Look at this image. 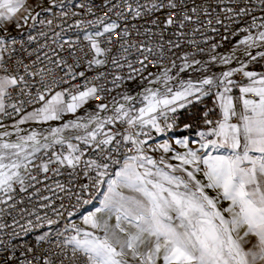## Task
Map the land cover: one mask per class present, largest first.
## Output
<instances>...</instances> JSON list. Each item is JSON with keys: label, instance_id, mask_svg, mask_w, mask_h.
Returning a JSON list of instances; mask_svg holds the SVG:
<instances>
[{"label": "snow or ice", "instance_id": "1", "mask_svg": "<svg viewBox=\"0 0 264 264\" xmlns=\"http://www.w3.org/2000/svg\"><path fill=\"white\" fill-rule=\"evenodd\" d=\"M259 2L264 6V0ZM26 3L27 0H0V29L5 28L8 22L18 23L20 18L27 22L28 17L20 16L22 10L31 16ZM164 7L170 9L165 24L177 25V33L182 36L180 30L186 27L185 22H192L193 14L197 12L194 4L189 7L186 2L169 0L167 5L153 3L151 9L139 5L130 7V11L132 19H140V8L153 11ZM202 10L205 15H210L207 8ZM261 10L264 11V7ZM224 11L232 14L227 17L230 20L252 17L253 24L242 29L249 34L240 43L245 45L247 55L255 60L257 57L248 49L262 46L258 42L264 43V31H259L257 36L250 32L254 27L264 29V16L252 15L253 10L247 4L227 7ZM174 13H182L179 22L173 18ZM257 19L261 20L259 25L254 23ZM98 22L103 25V30L84 37L95 57L111 51L101 46L99 38L120 29V24L115 21L106 24L101 19ZM151 23L160 27L158 19ZM217 23L222 21L217 20ZM131 35L128 28L123 30L125 43L120 44L123 52L135 48L137 52L156 55L144 42H128ZM136 35H141L139 29ZM143 35L154 37L156 33L145 29ZM163 35L161 30L160 36ZM29 39L35 38L30 36ZM11 43L15 44V39ZM169 43L174 48L180 47L178 41ZM158 47L160 57L156 60L157 66L163 57L164 44L161 42ZM6 51L9 53L7 60ZM14 51L8 39L0 35V73H3L0 74V114L4 115H10L5 104V97L11 95L10 90L19 89L20 93L31 95L26 91L28 81L25 75L19 74L20 67L25 74L35 75L29 73L23 60H17L10 70V53ZM258 55L264 58V51ZM187 58L188 54L184 59ZM124 59L126 61L128 56ZM148 59L149 55H144L138 62L147 68L145 61ZM221 59L224 63L229 62L228 57ZM88 63L103 65L105 62L97 58ZM113 63L123 67L119 60ZM128 67L132 68V65ZM244 68L242 65L223 72L220 78L209 76L197 82H181L176 90L168 85L171 77L168 69H164L160 74L163 91L154 87L145 88L137 97L124 95L126 103L114 101L112 114L107 117L97 113L87 120L68 121L42 137L36 132L20 136L22 129L17 128L15 140L0 139V193L6 197L5 204L14 199L16 185L21 191H27L26 180H37L33 170L46 174L53 165L73 171L82 168L91 181L82 185V191L107 186L99 207L84 215L81 224L66 225L64 232L58 234L63 239L52 250V256L57 259H46L44 264H57V261L58 264H264V73L245 71ZM68 71L71 73V65ZM237 72H242L250 83L240 85L232 80ZM116 79L123 80V77ZM128 79L134 77L130 75ZM43 80L44 77L41 78L42 84ZM233 88L239 89V96L231 95ZM213 89L216 90L221 118L209 120L208 112L204 113L205 123L211 127L207 132L199 133V148L190 147L187 137L175 142L185 149L183 152L176 151L168 141L155 146L149 144L153 130L164 134L174 128L178 109L211 95ZM97 91L96 87H88L78 94L69 93L71 102H65L64 92H56L50 99L38 93L42 106L23 115L17 124L30 120H59L65 112H76L89 98L99 99ZM133 101L141 106L137 107ZM236 101H239V108ZM23 103L21 101V105ZM11 107L17 112L24 111L23 107L17 108L15 104ZM99 108L108 110V105L101 104ZM117 123L121 127L113 131L112 126ZM69 128L76 129V134L64 135V130ZM11 135L3 132L0 138ZM73 140L78 143H73ZM89 150L100 159H85ZM157 151L161 152L159 157L149 154ZM165 153L173 155L166 157ZM110 168L115 170L110 171ZM54 170L59 173L60 168ZM77 200L83 204L91 203V198L83 200L78 196ZM225 203L226 207L223 206ZM68 232L73 234L65 236L64 233ZM253 237L255 243L249 248L247 245ZM39 239L43 241L46 236Z\"/></svg>", "mask_w": 264, "mask_h": 264}, {"label": "built area", "instance_id": "2", "mask_svg": "<svg viewBox=\"0 0 264 264\" xmlns=\"http://www.w3.org/2000/svg\"><path fill=\"white\" fill-rule=\"evenodd\" d=\"M168 2L169 0H57L48 5L39 13L31 29L20 36L7 37L9 45L15 49L10 53L11 61L8 64L10 70L15 67L17 60H23L28 66L29 73H35V75L25 74L23 67H20L19 74L25 75L28 81L26 91H30L31 95L22 94L19 89L10 90L11 95L5 97L7 112L10 115L1 114L0 123L2 125L14 123L26 113L38 108L42 104L38 101V93H43L48 99L55 92H64V100L68 102L71 98L69 93L77 94L88 87H96L98 90L97 95L100 98H91L97 108L101 104L108 105V110L99 108L97 111L101 117H107L112 114L114 101L119 103L121 100L120 94H126L136 88L140 90L144 87L143 83L148 84L153 80H157L161 84L159 88L163 90L164 84L160 74L164 69H168L170 77L176 64L186 63L190 61V57L203 52L225 50L234 40L248 35L249 33H245L242 29L253 24L252 17H234L230 20L227 17L232 14L224 11L227 7L236 8L247 4L253 10L252 15L264 16V11L261 10L264 6L259 0H223V3L220 0H179L181 3L186 2L189 7L193 4L197 7L192 22H185L186 27L180 30L183 32L182 36L177 33V25L165 24L170 11L167 7L153 11L140 8L141 18L132 19L130 7L146 5L148 9H151L153 3L167 5ZM203 8H207L210 15H205ZM181 14L174 13L173 18L179 22ZM101 19L106 24L115 21L120 24V29L111 35L106 34L105 37L99 38L103 48L111 49L98 58L105 63L89 65L88 61L93 60L94 56L83 35L91 31H102L103 25L98 22ZM157 19L160 27H155L151 23ZM217 20L222 23H217ZM49 21H51L50 24ZM254 23L259 25L261 20L257 19ZM125 28L132 32L128 42H144L152 47L156 55L137 52L135 48L123 52L120 44L125 43L122 36ZM214 28L216 31H213ZM137 29L141 33L139 36L136 35ZM145 29H151L156 36L143 35ZM161 30L164 33L163 37L160 36ZM261 30L254 27L250 34ZM30 36L35 39L30 40ZM12 39H15V44L11 43ZM169 41H178L180 47L174 48ZM161 42L164 44V52L157 66L156 60L160 57L158 44ZM73 52L75 55H70ZM186 54H188L187 60L184 59ZM144 55H149V59L145 61L147 68L138 62ZM125 56H128L126 61ZM8 57L9 53L6 51L5 59L7 60ZM114 60H119L123 67L114 64ZM129 64L132 68L128 67ZM69 65H71V73L68 71ZM81 72L84 73L83 76L79 75ZM130 75L134 79H128ZM42 77H44L43 84ZM116 77H123V80ZM174 82L175 80L171 78L168 85L172 86ZM238 84L244 85L240 82ZM232 94L239 96V89L233 88ZM215 100L214 95H208V99L199 103L197 108L196 104L199 100H193L185 108L178 109L176 124L181 120H185L184 124L190 126L204 124V113L208 112V115L210 113L208 104L215 103ZM21 101H24L23 105ZM12 104H15L17 108L23 107L24 111H15L11 107ZM85 110L93 112L92 109ZM119 127L121 126L117 123L112 126V129L115 131ZM171 130L168 129L162 135L169 136ZM72 142L78 143L74 140ZM58 149L59 146L56 150ZM89 157L100 159L90 150L85 159ZM44 159L46 160L47 157ZM56 167L60 168L59 173L54 170ZM50 169L52 170L46 174L33 170L37 180H26L27 191H21L20 186L16 185L14 199L7 204L3 203L6 197L0 193V209H2L0 210V264H5L6 261L7 264H44L46 259H57L52 256V250L63 239L58 234L64 232L66 225L80 224L76 217L90 204L79 202L77 197L80 196L83 200L91 198L93 202L99 195L102 186L81 190L82 185L91 183L84 175L82 168L73 171L67 167L53 165ZM112 170L113 168H110V171ZM59 185H63V189ZM49 221L52 223L49 224ZM72 234V232L64 233L65 236ZM41 236H46V239L40 240ZM56 251L59 249L56 248Z\"/></svg>", "mask_w": 264, "mask_h": 264}, {"label": "rangeland", "instance_id": "3", "mask_svg": "<svg viewBox=\"0 0 264 264\" xmlns=\"http://www.w3.org/2000/svg\"><path fill=\"white\" fill-rule=\"evenodd\" d=\"M95 32L96 31L87 32L83 35V37H85L87 34H90V33L94 34ZM244 37L245 36L240 37L238 40H234L233 42H231L225 50H221V51H217V52L214 51L212 53L206 52V54L201 53L197 56L190 57V59H189L190 61H188L186 63L176 64L174 66L171 74H170V77L173 80H175V82L171 86L173 88V90H176L177 88H179L181 82H187L188 80H192L193 82H197L200 79H202L204 77H209V76L220 78L221 74L223 72L230 71V70L235 69V68H240L242 65L245 66L244 69L248 70V69L252 68L253 63H251V62H258V65H260L261 67L264 66V58H262L258 55L259 52L264 51V45L256 48L254 51L251 52L253 56L257 57L255 60H252L251 57L249 55H247V53H245V54L243 53V54L233 56L229 60V63L219 62L218 60H216V57L218 55H221L222 53L229 51L232 48L239 47V45L241 46L242 44L240 43V41L243 40ZM88 43H89V41H88ZM92 53L94 56L93 50H92ZM214 57H215V59H214ZM97 58H99V57L94 56V59H97ZM196 61H199L200 63H196ZM261 62H263V63H261ZM188 65H191V66L189 67ZM238 73L239 72L234 73V75L231 77V79L236 78ZM155 81H157V80H155ZM152 82H154V81H152ZM150 83L151 82L149 81L148 84H150ZM143 84H144V87L141 88L140 90H139V88H136L134 90L127 92L126 94H124V93L120 94V97H122L121 101H122L124 95L137 97L138 93H143L144 89L148 86L147 82H145ZM159 86H161V84H159L158 87ZM121 101H119V103ZM133 103H136V106L140 105L137 101H133ZM94 105L95 104L93 103L92 99L89 98L86 103L81 105L76 110V112H78V113H76L74 115L69 116L68 114H71L73 112H65L63 114V116L61 117V119H59V120H52V121H47V122H37V123H26L24 125H16L17 124V121H16L14 123L7 124L8 126H5L4 128H0V133L8 132L10 130H15L19 127L34 124V125L41 126L42 128L40 129V132L42 134H46V133H49L51 131V129H53L56 124L64 123L71 116H73V117L80 116L83 118V120H87V118L85 117L86 115H89V114L90 115H96L97 111L99 110V107L97 108ZM87 106L91 107L90 109H92L93 112H86V110H82L83 108H85ZM33 110H31V111H33ZM84 113H87V114H84ZM78 114H80V115H78ZM102 117H104V116H102ZM30 121H28V122H30ZM32 122H36V121H32ZM76 132H77L76 129L69 128V129L64 130V135L70 136V135L76 134Z\"/></svg>", "mask_w": 264, "mask_h": 264}, {"label": "crops", "instance_id": "4", "mask_svg": "<svg viewBox=\"0 0 264 264\" xmlns=\"http://www.w3.org/2000/svg\"><path fill=\"white\" fill-rule=\"evenodd\" d=\"M55 1H57V0H27L26 7L31 11V16H29L28 12H24L23 10L20 13L21 17H28L27 22H25V20L23 18H20L18 23L16 21L8 22L5 28L0 29V35H3L7 38L9 36H20V35L24 34L26 31H28L29 29H31L35 25L36 19H37L36 14L40 13L44 8H46L48 5L54 3ZM254 50H252V51H254ZM252 51H250V52H252ZM251 63H253L252 68H250L248 70L244 69L245 71L264 73V66L261 67L260 65H258V62H251ZM261 63H263V62H261ZM232 80L236 81L237 83L240 82L244 85L250 83L248 78L245 77L242 72H239L237 77L232 79ZM215 91L216 90L214 89L213 93L211 95L215 96ZM221 91H222V89H221ZM55 93H53V94H55ZM51 95L49 96V98L51 97ZM231 95H233V94L231 93ZM233 96L237 97L235 95H233ZM215 99H216V96H215ZM70 101H71V98L68 102H70ZM236 104H237V108H239L240 107L239 101H236ZM41 106H42V104L39 107H41ZM139 106H141V105H139ZM90 108L91 107L87 106V107L83 108L82 110L90 109ZM208 108H209V112H210L208 115L209 120L216 121V120H219L221 118L220 109L218 107V104L216 103V100H215V103L208 104ZM76 113H78V112H74V113H71L68 115L70 116V115H74ZM26 123H37V122L30 121V122H26ZM26 123H24V124H26ZM24 124H20V125H24ZM16 125H18V124H16ZM32 125H34V124H32ZM185 125L186 124H182V125L176 126L175 128H172L169 136H163L162 134L156 133L153 130L151 133L153 138L151 140H149V144L152 146H155V145L163 143L164 141H168L176 151L183 152V151H185V149L180 147L175 142L177 139H182V138L187 137L190 141V147L199 148V143H197V141L200 140L199 133L200 132H207L211 126L207 125L206 123L195 126V127H192V126L185 127ZM5 126H8V125H2L0 123V128H4ZM209 139H214V137H209ZM149 154L154 155L155 157H159L161 155V152L160 151H157L155 153L150 152ZM164 155L166 157H170L171 155H173V153H165ZM171 162L177 163L176 161H171ZM113 170H115V169H113ZM106 189H107L106 184L102 185L100 193L97 196V198L89 204V207L85 211H83L82 213H80L76 217V220L80 224L82 222V217L84 215H87L89 212L93 211L96 207L100 206V201L103 199V195H104ZM210 194L214 195V193H211V192H210ZM223 206L226 207L227 203H225ZM112 223L113 224L115 223L114 219H113ZM254 243H255V238L253 237L251 243H249L247 245V247H249V248L252 247V244H254Z\"/></svg>", "mask_w": 264, "mask_h": 264}, {"label": "bare ground", "instance_id": "5", "mask_svg": "<svg viewBox=\"0 0 264 264\" xmlns=\"http://www.w3.org/2000/svg\"><path fill=\"white\" fill-rule=\"evenodd\" d=\"M262 31H264V29H262ZM257 34H258V32H256V33H254V34H252V36H257ZM258 44H262V45H264V43H262V42H258ZM258 47H260V46H258ZM257 47H252V48H249L248 49V52H250V51H252V50H254V49H256ZM245 54L246 52H245V45H239V47H236V48H232V49H230L229 51H226V52H224V53H222L221 55H218L217 57H216V60H218L219 62H223V60L221 59L222 57H228L229 58V60L233 57V56H236V55H239V54ZM229 63V62H228ZM154 82H151L150 84H148V86L146 87V88H154V87H158V85H159V82L158 81H155V80H153ZM121 101V100H120ZM120 103H126L125 101H124V98L122 99V101L120 102ZM87 114V113H86ZM89 116H94V115H86L85 117L86 118H88ZM80 118H82V117H80V116H76V117H69L64 123H61V124H56L55 126H54V128H57V127H62L65 123H67L68 121H76V120H78V119H80ZM42 127L41 126H38V125H28V126H23V127H19V129H22V131H20L19 132V135L20 136H26V135H30V134H32L33 132H36V133H38L39 134V136L40 137H42V136H47L49 133H46V134H42L41 132H40V129H41ZM53 128V129H54ZM9 133H11L12 135H11V137H2V138H0V139H4V140H15L16 138H17V129H15V130H10V131H8Z\"/></svg>", "mask_w": 264, "mask_h": 264}, {"label": "trees", "instance_id": "6", "mask_svg": "<svg viewBox=\"0 0 264 264\" xmlns=\"http://www.w3.org/2000/svg\"><path fill=\"white\" fill-rule=\"evenodd\" d=\"M202 54H206V52H203ZM206 99H208V96H204L201 99H199L198 103L196 104V108L199 107V103L205 101ZM184 123H185V120H181V121L177 122V124L175 125V127L178 126V125H182ZM192 127H195V126H192Z\"/></svg>", "mask_w": 264, "mask_h": 264}]
</instances>
